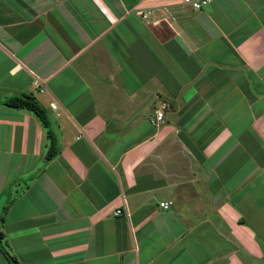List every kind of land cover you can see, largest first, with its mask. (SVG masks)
<instances>
[{"label":"crops","instance_id":"obj_1","mask_svg":"<svg viewBox=\"0 0 264 264\" xmlns=\"http://www.w3.org/2000/svg\"><path fill=\"white\" fill-rule=\"evenodd\" d=\"M3 250L264 264V0H0Z\"/></svg>","mask_w":264,"mask_h":264},{"label":"trees","instance_id":"obj_2","mask_svg":"<svg viewBox=\"0 0 264 264\" xmlns=\"http://www.w3.org/2000/svg\"><path fill=\"white\" fill-rule=\"evenodd\" d=\"M4 104L12 107L24 106L26 108L31 109L36 115L40 116V112H41L40 106L36 103L35 100H33L31 97L27 95L7 98L4 101ZM54 151L55 150L53 149V146H50L45 153V157L46 158L50 157L54 153ZM3 253L10 262V264H19L18 261L12 255L8 254L5 250H3Z\"/></svg>","mask_w":264,"mask_h":264},{"label":"built area","instance_id":"obj_3","mask_svg":"<svg viewBox=\"0 0 264 264\" xmlns=\"http://www.w3.org/2000/svg\"><path fill=\"white\" fill-rule=\"evenodd\" d=\"M207 1L208 0H182V2L189 4L193 8H200ZM39 90L41 89L39 88ZM49 105L51 108H54L56 104L54 102H49ZM164 105H165L164 102H161L160 108H162ZM160 108L154 109L153 115L150 117V119L153 120L154 123H158L162 119V111ZM170 203L171 200H162L158 202V204L163 208H166ZM118 213H120L119 208L113 210V214H118Z\"/></svg>","mask_w":264,"mask_h":264}]
</instances>
